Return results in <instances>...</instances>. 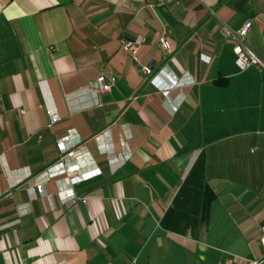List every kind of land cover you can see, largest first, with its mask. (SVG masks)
<instances>
[{"label": "crops", "instance_id": "crops-1", "mask_svg": "<svg viewBox=\"0 0 264 264\" xmlns=\"http://www.w3.org/2000/svg\"><path fill=\"white\" fill-rule=\"evenodd\" d=\"M245 22L264 66V0H0V264H264V69L239 71L223 31ZM67 134L99 170L74 202Z\"/></svg>", "mask_w": 264, "mask_h": 264}, {"label": "built area", "instance_id": "built-area-1", "mask_svg": "<svg viewBox=\"0 0 264 264\" xmlns=\"http://www.w3.org/2000/svg\"><path fill=\"white\" fill-rule=\"evenodd\" d=\"M251 27L250 22H245L239 30L235 33H231L225 28L223 31L226 35L233 38L235 45L233 47V52L235 54V65L239 71H243L251 66H256L264 69L263 64L259 59L248 50L242 43L243 38L246 37L249 29ZM144 43L142 38H136L133 41L123 42L122 48L127 52L134 61H137L136 55L138 48ZM159 46L166 52L171 53V48L166 37V33L163 32L159 37ZM141 72L143 74L149 75L151 73L150 66H142ZM159 75H163L167 83L171 88H177L179 85L178 80H174L169 75L165 74L163 70L158 72ZM115 79L113 77L98 76L93 82L89 83L88 90L94 94H106L111 92ZM49 116V125L55 124L60 116L57 110L53 107L48 111ZM58 146L59 153L61 155L60 159L54 165V168L59 172H63L66 175L65 179L59 181L60 191L57 193V199L60 202H74L77 198L72 192V187L84 181H87L97 175H99V170H92L90 172H81L79 166L74 164L76 152L73 150V142L70 141V135L67 134L63 138H60L56 141ZM111 155V154H110ZM109 155V157H110ZM124 159H118L119 162H122ZM29 174L24 173V178L27 179ZM49 180V176L44 175L41 179L35 182H30L32 196L33 198L44 196V183ZM11 187L15 184L10 183ZM262 246L264 249V240L262 241ZM230 263V262H229ZM242 264H259L258 261H244Z\"/></svg>", "mask_w": 264, "mask_h": 264}]
</instances>
